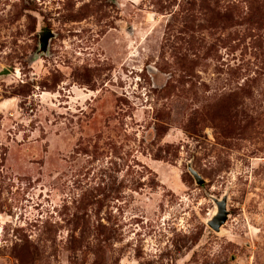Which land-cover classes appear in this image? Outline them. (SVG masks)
I'll list each match as a JSON object with an SVG mask.
<instances>
[{"label": "rangeland", "instance_id": "374dc122", "mask_svg": "<svg viewBox=\"0 0 264 264\" xmlns=\"http://www.w3.org/2000/svg\"><path fill=\"white\" fill-rule=\"evenodd\" d=\"M3 68L0 264H264V0H0Z\"/></svg>", "mask_w": 264, "mask_h": 264}, {"label": "water", "instance_id": "95a60500", "mask_svg": "<svg viewBox=\"0 0 264 264\" xmlns=\"http://www.w3.org/2000/svg\"><path fill=\"white\" fill-rule=\"evenodd\" d=\"M40 47L39 50L45 52L48 47V42L50 37H52V31L47 30L40 33ZM8 73L5 68L0 70V75ZM189 172L194 177L197 184H202L204 180L202 177L190 166L188 167ZM217 210L213 217L207 221L208 225L212 227L215 231L220 230V226L225 223L228 217V211L226 209V197L216 200Z\"/></svg>", "mask_w": 264, "mask_h": 264}]
</instances>
